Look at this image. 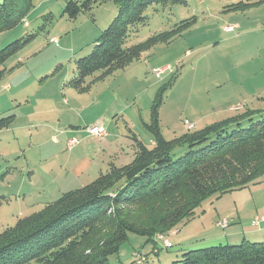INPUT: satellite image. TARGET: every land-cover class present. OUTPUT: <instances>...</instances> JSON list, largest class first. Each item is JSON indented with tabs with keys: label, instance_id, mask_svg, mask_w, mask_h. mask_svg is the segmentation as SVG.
Masks as SVG:
<instances>
[{
	"label": "rangeland",
	"instance_id": "obj_1",
	"mask_svg": "<svg viewBox=\"0 0 264 264\" xmlns=\"http://www.w3.org/2000/svg\"><path fill=\"white\" fill-rule=\"evenodd\" d=\"M69 1L36 2L22 25L0 35V50L33 35L6 61L0 79V232L111 165L131 163L134 139L152 147L147 125L155 105L166 140L246 111L264 117V46L258 45L264 43V0L150 6L148 25L132 43L161 32H174L172 39L104 79L87 78L82 92L70 83L75 61L91 52L117 9L108 2L69 19L63 15ZM97 131L102 134L91 135ZM263 228L264 178L207 198L168 233L150 240L128 234L108 263L171 264L185 251L225 245L232 235H240L229 239L237 242L264 241Z\"/></svg>",
	"mask_w": 264,
	"mask_h": 264
},
{
	"label": "trees",
	"instance_id": "obj_2",
	"mask_svg": "<svg viewBox=\"0 0 264 264\" xmlns=\"http://www.w3.org/2000/svg\"><path fill=\"white\" fill-rule=\"evenodd\" d=\"M41 1L46 0H0V35L22 25L35 3ZM186 1L67 2L63 15L69 19L108 2L117 9L91 52L75 61L71 86L82 92L87 78L98 74L94 80L104 79L140 60L156 43L169 42L174 32H161L144 42L132 43L148 25L150 6ZM191 21L179 28L189 26ZM32 36L0 50V79L6 61L22 41L28 42ZM147 129L154 145L149 148L134 139L136 150L131 163L119 168L111 165L92 183L61 194L3 229L0 264H109L108 257L119 250L128 234L150 240L158 233H168L192 218L207 198L258 184L264 178V117L254 119L251 111L166 140L160 133L155 105ZM163 248H171V243ZM133 257H138L136 252ZM171 264H264V241L242 239L188 250Z\"/></svg>",
	"mask_w": 264,
	"mask_h": 264
},
{
	"label": "built area",
	"instance_id": "obj_3",
	"mask_svg": "<svg viewBox=\"0 0 264 264\" xmlns=\"http://www.w3.org/2000/svg\"><path fill=\"white\" fill-rule=\"evenodd\" d=\"M231 29V28H230ZM52 42H57V39L55 38V39H52L51 40ZM98 128V127H97ZM101 130V129H100ZM91 134V133H90ZM102 133H100V131H97V132H92V134L91 135H93V136H99V135H101ZM73 140V139H72ZM72 140H69L68 142H69V144H71V142H72ZM259 223V221L258 220H255V221H253V224L254 225H257ZM164 245L165 246H169L170 245V243H169V241H165V243H164ZM137 264H140V262L138 263L137 262Z\"/></svg>",
	"mask_w": 264,
	"mask_h": 264
},
{
	"label": "crops",
	"instance_id": "obj_4",
	"mask_svg": "<svg viewBox=\"0 0 264 264\" xmlns=\"http://www.w3.org/2000/svg\"><path fill=\"white\" fill-rule=\"evenodd\" d=\"M236 28V30L238 29V27L237 26H235ZM231 33H233V32H231ZM234 37H237V36H234ZM258 45L260 46L261 45V48H262V46H264V43H258ZM102 125H103V123H102ZM54 141H56V139H54ZM77 168V167H76ZM264 229V228H263ZM240 235H236V236H234V235H232L230 238H228L226 241H228L229 243H235L236 242V240H229V239H231L232 237H239ZM253 238H255V239H259L258 237H256V236H254ZM212 240H207L206 241V243H210Z\"/></svg>",
	"mask_w": 264,
	"mask_h": 264
}]
</instances>
